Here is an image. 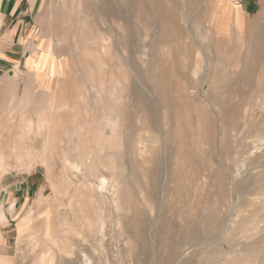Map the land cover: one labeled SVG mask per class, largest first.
Returning <instances> with one entry per match:
<instances>
[{"label":"rangeland","instance_id":"rangeland-1","mask_svg":"<svg viewBox=\"0 0 264 264\" xmlns=\"http://www.w3.org/2000/svg\"><path fill=\"white\" fill-rule=\"evenodd\" d=\"M10 1L20 5L8 25L0 0V264H173L185 248L177 264H264V241L243 248L264 229V0H153L155 13L167 17L173 9L182 27L169 41L136 12L134 0H108L127 21L103 15V0ZM126 22L134 54L120 40L114 50L112 38L124 39ZM106 39L111 46L103 51ZM48 40L54 58L40 48ZM68 74L78 83H63ZM185 82L197 92L186 96ZM131 87L151 103L157 131L131 114L132 144L122 133L119 147L112 108L117 101L139 105ZM63 88L69 99L49 111L48 96ZM88 153L96 162L120 153L115 164L133 192L134 212L114 203L119 189L104 162L96 163L109 176L104 191L90 177L92 197L78 202L83 170L72 165ZM40 192L43 200L35 202ZM132 215L139 239L130 237Z\"/></svg>","mask_w":264,"mask_h":264},{"label":"bare ground","instance_id":"bare-ground-1","mask_svg":"<svg viewBox=\"0 0 264 264\" xmlns=\"http://www.w3.org/2000/svg\"><path fill=\"white\" fill-rule=\"evenodd\" d=\"M127 2H129L130 0H126ZM135 1V9H136V12L139 14V15H142V14H144V17H147L146 18V20H147V22H148V24L149 25H151L152 27L154 26H156V27H158L159 28V33H161V35H162V37H163V39L164 40H173V39H176L178 36H180L181 35V32H182V27H180L179 26V24H178V22H177V20H176V15H175V12L173 11V9H171V10H169L168 11V16L167 17H165V16H163L162 14H159V13H155L153 10H152V2H153V0H134ZM101 13L103 14V15H112L115 19H122V20H124V21H127L126 20V18H125V15H123L122 13H121V11L117 8V7H115V6H112L110 3H109V1L108 0H103L102 1V3H101ZM0 18H1V16H0ZM124 28H125V37H124V39H118V37H116V35H115V37L114 38H112V40L114 41V46H115V48H114V50H118V47L115 45V41H117V40H120V43L121 44H124V45H126L127 46V48H128V54H134L135 52H139V51H135L137 48H136V42H135V39H134V30H133V27L131 26V24H129V23H125V25H124ZM90 32H92V29H90L89 30ZM95 31H97V28H96V30ZM104 39V37H100V40H103ZM107 40V43L106 44H104L103 42V45H102V49H103V51L104 50H109V48H110V46H111V41L110 42H108V39H106ZM41 44H43V42H41ZM41 44H40V48L42 47V53L43 54H50L51 55V57L52 58H54L53 56H52V54H53V52L51 53V51H50V49H49V45L51 44L50 43V41L48 40L47 42H46V44L45 45H43V46H41ZM145 44V43H144ZM147 45V44H146ZM52 46H53V43H52ZM135 46V47H134ZM133 48H135V50L133 49ZM139 49V48H138ZM40 49L39 48H36L35 47V49L33 50L34 52H33V54H40V51H39ZM135 52H134V51ZM32 54V55H33ZM151 54H154V53H151ZM55 61V60H54ZM57 62V61H56ZM30 63V62H29ZM52 64H54V62L52 61L51 62ZM38 64V62L37 63H35V61H34V68H32L31 67V72L34 74V76H35V78H36V80L37 81H40L41 80V78H42V72H41V70H39L40 69V65H37ZM131 64H132V62H131ZM58 66L61 68L62 67V64L61 63H58ZM192 65H191V63H188V64H185V65H183L182 67H183V70L184 71H182V73H183V75L184 76H187V74H189L190 72H189V68L191 67ZM194 66L195 65H193V68H194ZM36 67V68H35ZM197 70V69H196ZM195 70V71H196ZM53 71V70H52ZM191 71V70H190ZM193 73V72H192ZM60 74H62V72H59V76H60ZM45 75V74H44ZM74 75V74H73ZM194 75V74H193ZM62 76V75H61ZM68 76V77H67ZM66 77H65V79H66V81H64L63 83H66V82H69V81H72V82H74V83H78L77 82V80L78 79H76V77H74V78H72L71 77V75H67ZM189 76H191V75H189ZM199 76V75H198ZM204 77V76H203ZM194 78V77H193ZM192 78V79H193ZM198 78V77H197ZM191 81V80H190ZM193 82H195L194 81V79H193ZM152 83L153 84H157L158 86H161L160 85V83H159V78L158 77H153V79H152ZM204 85V84H203ZM51 86V85H50ZM186 86H188V84L185 82V84H184V94L186 95V96H188V91L190 90V89H192V91L193 92H197V88H189V87H187V89H186ZM64 87V86H63ZM60 88V87H59ZM54 90V89H53ZM53 90H52V92H53ZM184 94H182V95H180V96H183ZM128 95H131L130 96V98H131V100H137L138 102H139V105H127V104H123L122 103V101H120V102H115L114 103V107L112 108V115H113V117H115L116 118V120L118 121V123H116V124H114L115 125V127H114V129H116L117 130V132H118V134H117V136L115 137V141H116V144H118L117 146H119L120 147V145L122 144V142H124L123 140H122V138H121V136H122V133H126V135H127V140H126V145H128V143L131 145L132 144V141H133V139H132V137H131V134L135 131V126H134V124L132 123V122H130L129 120H128V117H130L131 116V114H133V115H139V119L143 122V126L145 127V125H146V127H148V128H150V129H152V130H155V131H157V129L154 127V126H152V124H153V122L151 121V120H153V118H152V111H151V103H149L143 96H142V94H141V92H139L137 89L136 90H134V87H131V90L129 91V93H128ZM43 96V95H42ZM121 96H123V94H122V92H120L119 93V97H118V99H120L121 98ZM69 99V97H68V94L66 93V91L64 90V88L63 89H59V90H56V91H54V93H52L51 95H49L48 96V100L50 101V106H49V111L50 110H52V108H53V110H54V108L56 107V105H57V103H63V102H65L66 103V101ZM41 100V99H40ZM125 106H127V108L125 109L124 107ZM60 116V115H59ZM62 117V116H61ZM125 118L128 120L127 121V123L126 124H123V122H124V120H125ZM48 123V122H47ZM45 127V126H44ZM47 127V126H46ZM53 127H55V125L53 124V125H51L50 126V129H52ZM57 127V126H56ZM41 128H43V123H41L40 124V126H39V128H38V130H41ZM112 128H113V126H112ZM90 130H92L91 128H89ZM53 130V129H52ZM170 136V134L168 135V137ZM100 137V136H99ZM19 139V138H18ZM105 140H106V137H104V140H103V143L102 144H104L105 143ZM256 141H258V139H256ZM255 141V142H256ZM140 142H142L141 140H138V143H140ZM173 145H172V151H171V153L172 154H174V153H176L179 149H180V146H181V141L179 140V142L177 143V145H175V143H174V141H173V143H172ZM256 146V145H255ZM254 147V146H253ZM255 148V147H254ZM155 149V148H154ZM144 147H142V146H138V149H137V151H138V154L140 153V156L142 155V152H144ZM149 151H151L152 152V149H149ZM146 153V152H145ZM89 154V153H88ZM147 154V153H146ZM74 155V154H73ZM78 155V154H77ZM119 158L120 159V157H121V155H120V153H118L117 155L116 154H113V158H110V154H108V155H106V156H103V158H101L100 160H99V162H96L97 161V159H95V158H97V157H95L94 159H92L93 157L91 156L90 157V154L89 155H87V157H86V160H84V161H82V162H75L73 165H72V169L73 170H76V171H78V172H80L81 173V171L83 172V173H81L83 176L81 177V179L78 181V183H77V187H76V197L78 198L77 200H78V202L79 203H82L83 205L84 204H88L87 202V200L89 199V198H91L92 196L89 194V191L90 190H92L93 189V187H94V184H93V182L90 180V177H97V179L99 178V183H100V189H101V191L103 190L104 191V189H102L103 188V186H104V184L107 182L106 180V178L107 177H109V176H105V174H104V171H103V169L101 170L100 168H97V166H96V163H102V162H104V167L107 169V170H109V173H110V179H111V184H112V188H114V190L115 189H119V195H117V198H116V201H114V203H116V205H125V206H127V208H128V210L130 209L131 210V212H132V210L134 209V206H133V192H132V190H131V188L129 187V185L128 184H126V182L124 181V178H123V176H122V169H121V167L120 166H117L116 164H115V161L117 160L116 158ZM144 157V156H143ZM69 158V157H68ZM154 158V157H153ZM1 159H2V157L0 156V161H1ZM108 159V160H107ZM87 160H89V163H88V161ZM159 161V160H158ZM52 162V161H51ZM53 162H54V160H53ZM157 162V161H156ZM72 163V162H71ZM135 162H131V164H134ZM146 163V162H145ZM52 164V163H51ZM55 164V163H54ZM157 164V163H156ZM99 165V164H98ZM119 165H121V164H119ZM52 165H50V164H48L47 165V167L48 168H52L51 167ZM100 166V165H99ZM158 165H156V167H157ZM47 168V169H48ZM144 168V167H143ZM158 169V168H157ZM157 169L156 170H152L151 171V175L153 176V178H155V172L157 171ZM86 170H88V171H86ZM150 172V171H149ZM180 172V170H179V168H178V166H176V170L174 171H171V173L169 174V178L171 179V180H175V179H177V174ZM97 179H96V181H97ZM152 182V181H151ZM98 183V184H99ZM109 183V182H108ZM151 185V184H150ZM122 186V187H121ZM105 187V186H104ZM88 188L90 189L89 191H88ZM97 189V188H96ZM99 189V190H100ZM95 190V189H94ZM150 190V189H149ZM111 191V190H110ZM140 191V190H139ZM142 191V190H141ZM242 191L244 192V193H246V194H248L249 192L248 191H246V189H242ZM101 193V192H100ZM115 193V192H114ZM138 194V193H137ZM140 194H142V192H140ZM43 195H42V193L40 192L39 193V195H38V198H37V200L35 201V202H39V201H41V200H43V197H42ZM106 196V195H105ZM150 197V196H149ZM53 200L54 201H56V197L55 198H53ZM111 200H113V199H111ZM135 200V199H134ZM87 201V202H86ZM94 201V200H93ZM111 202H113V201H110V203ZM80 205V204H79ZM135 205V204H134ZM88 207V206H87ZM124 207V206H123ZM136 207V206H135ZM137 209L138 208H136V210L135 211H137ZM128 210H127V212H128ZM79 211H82V208H79ZM88 212H89V209L87 208V213L85 212H83V217L85 218V221H84V223H85V227H87L88 229H89V231H92L93 229H94V227H95V225H96V223H95V221H94V218L92 219L91 218V216L88 214ZM133 212H134V210H133ZM133 214V213H132ZM137 214V213H136ZM135 215V214H134ZM138 216V215H137ZM130 226H128V227H130V231H131V233H130V237H132V238H134V239H139L141 236V234L140 233H138V231H137V227H136V224H137V220H136V218L132 215L127 221H126ZM210 222H208V224H209ZM207 224V225H208ZM132 227H133V229H132ZM21 228V227H20ZM99 228V227H98ZM140 231V230H139ZM191 239H192V237H190ZM240 239H243L244 240V238H240ZM239 239V240H240ZM237 241H238V239H237ZM261 241H264V229H261L260 231H259V236L258 237H256L255 239H253V240H251L250 242H247L246 241V243L245 244H243V248H245V249H248V250H251V251H253L252 249H257V247H258V244L261 242ZM261 243H263V242H261ZM238 246V245H237ZM240 246V245H239ZM242 248V247H241ZM242 248V249H243ZM188 250V248H185L184 250H183V252L180 254V259L178 260H176V259H174V261H172L173 262V264H177L180 260H182L183 258H184V256H186V251ZM248 250H245V251H247L248 252ZM233 251V250H232ZM244 251V250H243ZM244 251V252H245ZM237 252V251H236ZM243 252V253H244ZM214 253H215V251H214ZM213 253V254H214ZM219 253V252H218ZM228 253V252H227ZM233 253V252H232ZM229 254V253H228ZM228 254H225V255H228ZM218 255V254H217ZM220 255V254H219ZM218 255V256H219ZM230 255H231V253H230ZM213 256H215V255H213ZM212 256V257H213ZM211 257V256H210ZM173 259V258H172ZM217 260V259H216ZM168 261V264H170L171 263V260L169 261V260H167ZM244 261V260H243ZM185 263V262H184ZM183 263V264H184ZM243 264H251V263H249V262H247V261H244V262H242ZM165 264H167V262H165ZM187 264V263H186ZM225 264V263H224ZM239 264V263H238Z\"/></svg>","mask_w":264,"mask_h":264},{"label":"crops","instance_id":"crops-1","mask_svg":"<svg viewBox=\"0 0 264 264\" xmlns=\"http://www.w3.org/2000/svg\"><path fill=\"white\" fill-rule=\"evenodd\" d=\"M249 0H247L246 2H248ZM19 2L16 1V2H13L11 3L10 0H5V2L3 3V6H2V12H3V20L5 22V20L8 22V25H11L14 21V14L16 12V10L18 9L19 7ZM241 6V5H239ZM18 15V14H17ZM20 16V14L18 15ZM17 23H19L21 20L17 19L16 20Z\"/></svg>","mask_w":264,"mask_h":264},{"label":"built area","instance_id":"built-area-1","mask_svg":"<svg viewBox=\"0 0 264 264\" xmlns=\"http://www.w3.org/2000/svg\"><path fill=\"white\" fill-rule=\"evenodd\" d=\"M230 3L234 6H239V5H242L245 1L247 0H229Z\"/></svg>","mask_w":264,"mask_h":264}]
</instances>
